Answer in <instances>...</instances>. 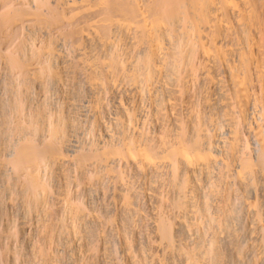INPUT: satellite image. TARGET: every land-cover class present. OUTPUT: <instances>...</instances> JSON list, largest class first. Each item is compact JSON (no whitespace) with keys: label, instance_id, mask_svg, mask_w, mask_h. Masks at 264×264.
Segmentation results:
<instances>
[{"label":"bare ground","instance_id":"obj_1","mask_svg":"<svg viewBox=\"0 0 264 264\" xmlns=\"http://www.w3.org/2000/svg\"><path fill=\"white\" fill-rule=\"evenodd\" d=\"M0 264H264V0H0Z\"/></svg>","mask_w":264,"mask_h":264},{"label":"rangeland","instance_id":"obj_2","mask_svg":"<svg viewBox=\"0 0 264 264\" xmlns=\"http://www.w3.org/2000/svg\"><path fill=\"white\" fill-rule=\"evenodd\" d=\"M80 111H81V112H80ZM82 111H83V109H82V110H79V113H80V114H83ZM98 200H99V199H98ZM98 200L96 199L97 202H99Z\"/></svg>","mask_w":264,"mask_h":264}]
</instances>
